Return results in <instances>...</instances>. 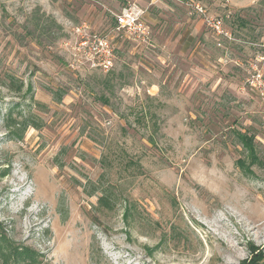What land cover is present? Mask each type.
Segmentation results:
<instances>
[{
    "label": "rangeland",
    "instance_id": "obj_1",
    "mask_svg": "<svg viewBox=\"0 0 264 264\" xmlns=\"http://www.w3.org/2000/svg\"><path fill=\"white\" fill-rule=\"evenodd\" d=\"M187 1L0 0V223L41 264H264V99L246 84L264 75V0H196L222 46ZM130 3L150 41L86 68L82 37H115ZM17 103L41 123L22 138Z\"/></svg>",
    "mask_w": 264,
    "mask_h": 264
},
{
    "label": "built area",
    "instance_id": "obj_2",
    "mask_svg": "<svg viewBox=\"0 0 264 264\" xmlns=\"http://www.w3.org/2000/svg\"><path fill=\"white\" fill-rule=\"evenodd\" d=\"M187 4L193 14L202 18L207 28L218 39L220 46H222V39H232V34L226 28L222 17L209 14L200 1L188 0ZM113 18L114 24L111 31L115 34V37L110 36L107 32L100 36L92 35V32H90L88 37L83 36L79 42V53L83 52L82 54L88 58L86 68L102 69L105 72L110 71L115 64L116 41L129 40L134 43L150 41L151 29L146 20V10L137 3H130L120 11L113 12ZM78 61L82 62V59ZM71 66L74 69H79L76 61L71 62ZM246 84L256 90L260 97L264 99V75L262 73H255L252 79H247Z\"/></svg>",
    "mask_w": 264,
    "mask_h": 264
},
{
    "label": "trees",
    "instance_id": "obj_3",
    "mask_svg": "<svg viewBox=\"0 0 264 264\" xmlns=\"http://www.w3.org/2000/svg\"><path fill=\"white\" fill-rule=\"evenodd\" d=\"M10 86L20 92L25 83L13 80ZM31 90V88H27V92H31ZM61 98L62 95L60 94L57 100H61ZM20 107V103L12 105L5 115L7 128L18 138H22L30 126L41 128V123L35 121L30 112L26 114L20 110ZM236 135L243 147L251 154L252 163L256 162L259 157L257 156L255 135L241 131H237ZM239 163L242 166L245 165L242 159ZM2 174L5 175L6 171H3ZM103 190L106 192L107 189ZM99 204L110 210L114 208V201L107 192L99 197ZM258 256L261 255H254L251 260H244L240 264H253L254 261L261 259ZM43 257L44 254L36 248L9 237L4 231L2 223H0V264H41Z\"/></svg>",
    "mask_w": 264,
    "mask_h": 264
},
{
    "label": "crops",
    "instance_id": "obj_4",
    "mask_svg": "<svg viewBox=\"0 0 264 264\" xmlns=\"http://www.w3.org/2000/svg\"><path fill=\"white\" fill-rule=\"evenodd\" d=\"M190 10H191V9H190ZM198 16H199V15H198ZM199 17H200V16H199ZM199 17H198V18H199ZM200 19L202 20V18H201V17H200ZM216 39H217V38H216ZM217 42H218V39H217Z\"/></svg>",
    "mask_w": 264,
    "mask_h": 264
}]
</instances>
